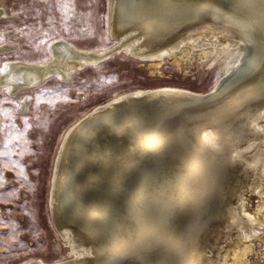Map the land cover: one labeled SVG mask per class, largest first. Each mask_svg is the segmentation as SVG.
Instances as JSON below:
<instances>
[{
    "label": "bare ground",
    "instance_id": "6f19581e",
    "mask_svg": "<svg viewBox=\"0 0 264 264\" xmlns=\"http://www.w3.org/2000/svg\"><path fill=\"white\" fill-rule=\"evenodd\" d=\"M109 35L117 41L104 48L55 38L49 58L8 59L0 89L22 93L26 109L42 79H70L122 50L220 59L221 87L205 105L162 110L129 96L209 90L134 87L71 122L48 200L68 257L23 264H245L264 226V0H110Z\"/></svg>",
    "mask_w": 264,
    "mask_h": 264
},
{
    "label": "rangeland",
    "instance_id": "374dc122",
    "mask_svg": "<svg viewBox=\"0 0 264 264\" xmlns=\"http://www.w3.org/2000/svg\"><path fill=\"white\" fill-rule=\"evenodd\" d=\"M3 5L7 15L0 17V46L18 47L0 52V69L11 58H49L55 38L87 48L117 41L109 35L110 0H3ZM222 62L208 65L198 52L186 64L167 56L140 60L122 50L70 79L53 75L30 88L26 109L22 93L0 89V264L68 257L48 200L58 145L71 122L134 87L210 90L222 76ZM257 230L245 264H264V226Z\"/></svg>",
    "mask_w": 264,
    "mask_h": 264
},
{
    "label": "water",
    "instance_id": "95a60500",
    "mask_svg": "<svg viewBox=\"0 0 264 264\" xmlns=\"http://www.w3.org/2000/svg\"><path fill=\"white\" fill-rule=\"evenodd\" d=\"M44 79H42L40 83H42ZM221 87V83L217 82L208 92L205 94H188L182 92H163L159 91L155 94H137L134 93L132 96H129V99L135 102H142L141 104L147 105L152 102L154 107H161L162 109H166L167 105H176L178 103H183L188 105L196 106V105H205L212 99L215 98V95L219 91ZM149 99L151 100H148ZM171 105V106H172ZM166 106V107H165ZM196 108V107H194Z\"/></svg>",
    "mask_w": 264,
    "mask_h": 264
}]
</instances>
